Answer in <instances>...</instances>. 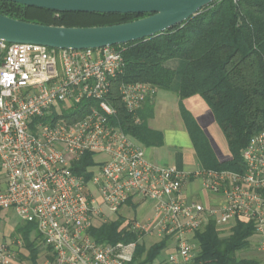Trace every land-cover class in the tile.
<instances>
[{"label": "built area", "instance_id": "1", "mask_svg": "<svg viewBox=\"0 0 264 264\" xmlns=\"http://www.w3.org/2000/svg\"><path fill=\"white\" fill-rule=\"evenodd\" d=\"M124 68L117 47L58 50L0 40V209L36 224L46 250L42 264H131L137 243L103 246L89 231L136 199L151 204L160 220L150 229L135 221L133 230L176 240L165 264H193L197 254L186 237L211 222L218 229L253 223L254 245L264 255V131L242 151V174L195 173L205 191L221 198L218 205L188 200L189 175L150 161L146 149L112 122L116 111L108 98ZM157 92L143 83L120 88L131 115ZM84 103L82 120L56 119ZM87 153L95 164L87 177L78 176L73 164ZM14 257L0 243V264Z\"/></svg>", "mask_w": 264, "mask_h": 264}, {"label": "trees", "instance_id": "2", "mask_svg": "<svg viewBox=\"0 0 264 264\" xmlns=\"http://www.w3.org/2000/svg\"><path fill=\"white\" fill-rule=\"evenodd\" d=\"M0 14L22 22L68 28L115 26L146 17L58 13L11 2H0ZM117 48L123 52L125 68L123 75L112 81L108 98L116 111L114 124L145 149L162 147L163 135L148 126L151 115L143 109L137 115L129 114L122 103L120 88L143 83L158 91L173 92L180 100V112L201 171L239 174L245 171L242 151L255 135L264 131V0H217L181 26ZM193 97H200L212 113L227 141L229 160L217 159L208 138L184 107L183 102ZM87 107L84 103L64 110L56 119L67 123L80 121L87 115ZM152 109L149 104L147 110ZM94 164L95 156L87 153L73 164L72 170L87 177V169ZM194 178L195 174L190 176V180ZM131 222L118 214L107 222H98L89 233L103 246L137 243L131 264H154L172 236L146 250L140 244L141 234L133 230ZM23 224L17 232L28 255H21L20 261L39 264L42 237L36 224ZM221 235L212 222L195 234L200 253L193 264L263 263L238 258L239 253L251 247L256 235L253 223L236 222L228 238Z\"/></svg>", "mask_w": 264, "mask_h": 264}, {"label": "water", "instance_id": "3", "mask_svg": "<svg viewBox=\"0 0 264 264\" xmlns=\"http://www.w3.org/2000/svg\"><path fill=\"white\" fill-rule=\"evenodd\" d=\"M217 0H0L58 13L146 15L127 24L68 28L22 22L0 14V40L58 50H99L156 37L196 17Z\"/></svg>", "mask_w": 264, "mask_h": 264}, {"label": "crops", "instance_id": "4", "mask_svg": "<svg viewBox=\"0 0 264 264\" xmlns=\"http://www.w3.org/2000/svg\"><path fill=\"white\" fill-rule=\"evenodd\" d=\"M159 92L161 93L162 91H158L157 96L152 103L144 104L142 108L151 115L148 120L149 128L160 132L163 135V146L159 148L146 149L147 158L158 165L176 168L179 171L188 174L190 177L191 175L200 172L202 167L197 157L191 136L180 112V100L177 94H175V104L177 103L176 106L178 107V112L177 115H170V109L168 108L169 104L174 102V99H172L169 95V92H165L164 96H160ZM202 102L204 103L200 97H193L185 100L183 105L188 111L189 109L193 110L194 114L191 111L189 112L193 115L201 130L205 133L204 126L199 119V116L203 111L201 110L197 114L195 113V109L198 108V110H200L202 108ZM149 104L153 105V109L150 112L147 110ZM185 197L188 200L196 199L208 208L218 205L221 201L220 197L211 195L205 191L200 178H194L188 182L185 187ZM120 215L125 217L127 220L132 219L133 221H138L148 229L154 228L160 220L159 217L156 216L151 204L138 199L128 203L124 208H122ZM131 215L133 216L132 218ZM219 230L221 231V236L223 238H228L231 235V227ZM166 237L167 236H160L156 231L143 233L141 235L140 244L148 250L152 246L160 243ZM186 238L198 256L200 253V246L195 238V235L189 234ZM256 241L257 239L253 238L250 243L251 246L257 250L254 245ZM5 244H7L14 252L15 257L11 264H18L21 262L20 259L17 261L21 255L25 257L27 256L23 255L25 250L22 240L17 241V239H13L9 243ZM176 249V240L171 237L166 249L162 252L161 256L154 262V264H165L167 258L173 254ZM40 253L39 264H42L44 255L46 254V250L42 247V245H40Z\"/></svg>", "mask_w": 264, "mask_h": 264}, {"label": "rangeland", "instance_id": "5", "mask_svg": "<svg viewBox=\"0 0 264 264\" xmlns=\"http://www.w3.org/2000/svg\"><path fill=\"white\" fill-rule=\"evenodd\" d=\"M164 94L165 92L162 91L160 93V96H164ZM169 95L172 97V99H174V102L169 104L168 109H170L169 110L170 115L172 114L177 115L178 107L176 106L177 103L175 104V97H176L175 93L169 92ZM198 101H201V100H198ZM201 110L204 113L202 112L200 114L199 119L202 125L204 126V129H205L204 134L208 138L210 146L212 150L214 151L217 159L221 162L229 160L231 158V154L228 149L227 141L221 129L218 127V125L214 121L212 113L210 112V110L207 108V106L203 102H202V108L200 110H198V108L195 109V113L197 114ZM189 111L193 112L192 109H189ZM99 159H101V157L96 156V160H99ZM132 217L133 216L131 215V218ZM129 221H132L131 223L135 222L132 219H129ZM23 225H24L23 222L16 216V214L13 211L2 210L0 212V243H9L13 239H17V241L21 240V237L19 236L17 232V228ZM23 255H28V253L25 251ZM238 258L240 260L257 259L264 263L263 255H261L258 252V250H256L252 246L249 249L239 253ZM19 259L20 257L18 258L17 261H19ZM18 264H30V263L25 261V262H19Z\"/></svg>", "mask_w": 264, "mask_h": 264}]
</instances>
